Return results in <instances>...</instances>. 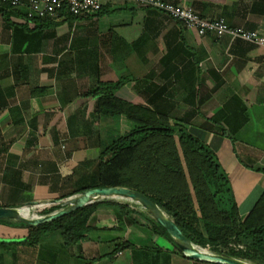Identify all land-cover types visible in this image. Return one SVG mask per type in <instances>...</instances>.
<instances>
[{"label": "crops", "instance_id": "1", "mask_svg": "<svg viewBox=\"0 0 264 264\" xmlns=\"http://www.w3.org/2000/svg\"><path fill=\"white\" fill-rule=\"evenodd\" d=\"M164 1L264 38V0ZM48 31L54 33L48 40L23 41L0 19V187L9 201L2 208H16L27 196L55 195L75 169L95 166L99 144L110 143L108 132L119 134V121L97 118L95 100L82 94L97 82L125 79L117 99L169 119L187 118L189 134L216 156L238 213L246 216L264 190V175L253 171L264 169L263 49L198 36L159 11L129 3ZM219 112L243 119L234 135L223 123L208 130L205 121ZM242 203L251 205L242 212ZM88 225L73 247L54 246L59 237L52 235L30 252H15L19 257L9 264H197L147 229L117 222L111 210L98 209ZM122 242L133 249L114 252ZM24 255L29 259L21 263Z\"/></svg>", "mask_w": 264, "mask_h": 264}, {"label": "trees", "instance_id": "2", "mask_svg": "<svg viewBox=\"0 0 264 264\" xmlns=\"http://www.w3.org/2000/svg\"><path fill=\"white\" fill-rule=\"evenodd\" d=\"M104 7L93 16L101 14ZM60 17L59 23L47 19L30 20L25 17L24 10L0 4V19L13 35L20 34L23 41L33 38L37 42L48 40L54 36L48 30L77 19L63 13ZM11 18L23 19L24 24L16 25ZM29 24L32 29L28 28ZM126 83L125 79L115 83L97 82L95 88L82 94L83 98L95 100L97 118L105 116L119 121V134L99 150L93 170L78 168L73 171L64 182L69 192L60 198L66 199L92 189H128L154 203L192 245L209 253L264 264V190L246 216L241 218L227 175L213 152L189 134L187 118L169 119L158 110L117 99L116 93ZM235 120L239 123L233 127ZM205 122L209 125L208 130L223 123L230 135L243 125V119L239 121L237 115L229 118L223 112ZM224 132L222 128L221 133ZM253 171L264 175V169ZM100 208L113 211L117 222L147 229L153 237L165 240L177 251L170 237L149 216L128 205L108 200L34 228L19 222L0 221V248L33 250L45 238L55 234L60 237L64 248L73 247L91 230L88 221ZM57 209L58 205L48 207L40 211L39 216ZM124 249H133V246L122 242L114 252Z\"/></svg>", "mask_w": 264, "mask_h": 264}, {"label": "built area", "instance_id": "3", "mask_svg": "<svg viewBox=\"0 0 264 264\" xmlns=\"http://www.w3.org/2000/svg\"><path fill=\"white\" fill-rule=\"evenodd\" d=\"M123 3L159 11L198 36L211 34L217 39L226 37L231 41L239 40L261 48L264 52V38L255 32L231 28L222 19H203L190 8L169 4L164 0H0V4L24 10L25 17L30 20H59L62 19V13L84 18L97 14L104 6Z\"/></svg>", "mask_w": 264, "mask_h": 264}, {"label": "water", "instance_id": "4", "mask_svg": "<svg viewBox=\"0 0 264 264\" xmlns=\"http://www.w3.org/2000/svg\"><path fill=\"white\" fill-rule=\"evenodd\" d=\"M105 200H123L138 206L141 213L143 212L153 219L166 232L173 241L177 252L188 260L206 264H253L227 255L209 253L192 245L173 221L154 203L142 194L124 188L92 189L64 200L52 201L50 207L58 205L59 209L38 218L28 219L24 217L21 215L19 208H0V221L19 222L27 227L34 228L51 223L74 211Z\"/></svg>", "mask_w": 264, "mask_h": 264}, {"label": "rangeland", "instance_id": "5", "mask_svg": "<svg viewBox=\"0 0 264 264\" xmlns=\"http://www.w3.org/2000/svg\"><path fill=\"white\" fill-rule=\"evenodd\" d=\"M121 17H125V15H122ZM95 124H97V121L96 122H92L90 127H92V126L95 127L96 126ZM115 127L117 129L119 127V125L118 124L117 125L114 124V128ZM111 128L113 130V127H111ZM108 135L111 136V138H109L110 142L118 137V133H113V131L110 132V133L108 132ZM90 142L92 143L91 140H90ZM104 146L105 145H103V144L101 146L99 144L100 150L102 148H104ZM93 166L90 169H92ZM5 191L6 190L3 187H0V206L9 204L8 200L5 201V198H6V192ZM67 192H69L68 186L67 187L66 186L65 187L61 186L60 190L55 195H53L52 193L51 194H43V195H45V197L37 195V198L34 199V200H32L33 199L32 196L31 197L27 196L28 200L27 201L26 200L23 201L20 205H17L18 207H16V208H19L21 210L20 211L21 215H23L24 217H26L28 219L38 218V217H40L39 216V212L44 210V209H46V208H48V207H50V204H51L52 201L64 200V199H61L60 197L62 195H64L65 193H67ZM112 201L116 202V203H119V204L128 205L131 209H135V210L140 211L138 206H136L134 204H130L127 201H123V200H112ZM250 205H251V203H247L246 205L243 206V203H242L241 207H240V210L243 212V208H247ZM22 211L23 212L26 211V212L23 213ZM240 217L244 218V216L243 217L240 216ZM138 220L141 221L142 219L138 218ZM55 235H56V237H59L57 234H55ZM59 240H60V237H59V239H55L54 241H52L53 242L52 244L54 246L59 245V243L61 242V240L60 241ZM201 250H203V249H201ZM17 251H18V249H16L15 247H12V248L7 247L6 249H1L0 248V262L2 261V264L14 263L17 260L16 258L19 257V255L15 254V252H17ZM204 251L208 252L207 250H204ZM29 252H30V250H29ZM21 259H22V261H20V262L21 263H25L29 259V256L24 255V256L21 257Z\"/></svg>", "mask_w": 264, "mask_h": 264}, {"label": "bare ground", "instance_id": "6", "mask_svg": "<svg viewBox=\"0 0 264 264\" xmlns=\"http://www.w3.org/2000/svg\"><path fill=\"white\" fill-rule=\"evenodd\" d=\"M23 212V211H22ZM26 212V211H25ZM25 212H23V213H25Z\"/></svg>", "mask_w": 264, "mask_h": 264}]
</instances>
